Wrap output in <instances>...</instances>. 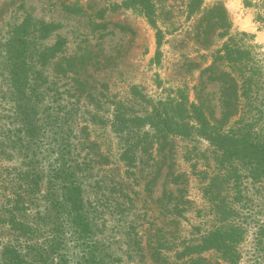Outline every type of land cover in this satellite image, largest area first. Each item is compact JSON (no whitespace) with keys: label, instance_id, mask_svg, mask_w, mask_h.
Listing matches in <instances>:
<instances>
[{"label":"rangeland","instance_id":"rangeland-1","mask_svg":"<svg viewBox=\"0 0 264 264\" xmlns=\"http://www.w3.org/2000/svg\"><path fill=\"white\" fill-rule=\"evenodd\" d=\"M190 2L0 0V207L21 171L38 173L36 207H49L50 171L67 161L80 164L105 264H264V178L252 181L241 167L240 178L226 176L215 147L196 135L159 141L149 116L180 89L220 120L226 74L251 90L225 126L242 118L264 126V0ZM43 23L56 26L45 36ZM58 40L60 50L47 55ZM225 44L243 50L240 71L218 53ZM117 113L137 122L118 134ZM220 199L226 220L214 207ZM222 221L240 228L228 261L216 248L193 247Z\"/></svg>","mask_w":264,"mask_h":264},{"label":"trees","instance_id":"trees-1","mask_svg":"<svg viewBox=\"0 0 264 264\" xmlns=\"http://www.w3.org/2000/svg\"><path fill=\"white\" fill-rule=\"evenodd\" d=\"M196 1L191 0L189 8L195 7ZM55 26L43 23L42 31L45 36ZM19 28H22V25ZM19 35L16 41L21 40ZM155 38V58L159 59L162 43L159 30L156 31ZM63 43L64 40L56 41L46 50L47 55H54ZM19 44L21 45L22 41ZM221 52L229 61L235 63L233 69L240 71L239 68L246 60L243 50L237 48L231 51L225 44L218 51ZM12 68L13 75L19 78L18 64H14ZM218 80L225 84L222 96L224 110L220 120L211 119L213 117L207 115L201 99L190 101L188 95L178 89L173 96L167 97L165 103L159 101L158 104L162 106L154 108L149 114L152 116L154 137L164 142L168 136L187 138L196 135L215 147L218 152L217 162L228 172L226 176L232 173L236 179L240 178L237 169L241 167L252 181H259L264 178V126L259 127L256 121L243 118L234 125L225 126L226 120L232 116V109L236 110L238 107L240 96L249 97L251 82H246L245 79L243 85L239 86L234 77L226 74ZM238 89H242L240 94ZM115 117L113 127L118 134L129 128L128 121L137 122L136 118L125 120L121 113H117ZM24 118H27L28 124L31 123L29 113L24 115ZM79 167L80 164L72 165L67 161H60L52 169L49 167L51 171L46 193L49 207L43 209L36 207L41 196V179L37 177L38 173L21 171L16 174L13 197L7 205L0 207V228L5 227L8 235L4 240L0 237V264H105L84 210L82 189L76 174ZM219 195L220 190L216 189V195L212 198H218ZM214 207H223L218 213L226 220L225 216L229 210L226 207L229 206L220 199ZM222 222L215 231L209 233L204 242L193 247L199 250L216 248L222 252L223 259L228 261L225 254L231 249L234 239L239 236L240 228L232 223Z\"/></svg>","mask_w":264,"mask_h":264}]
</instances>
